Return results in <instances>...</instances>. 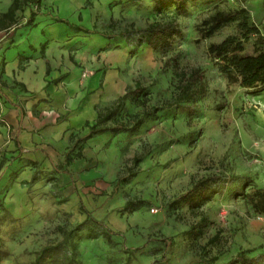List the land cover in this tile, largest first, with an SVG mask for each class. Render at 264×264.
<instances>
[{
    "label": "rangeland",
    "instance_id": "374dc122",
    "mask_svg": "<svg viewBox=\"0 0 264 264\" xmlns=\"http://www.w3.org/2000/svg\"><path fill=\"white\" fill-rule=\"evenodd\" d=\"M241 5L264 25L260 0H197L185 13L173 7L156 12L152 0H32L16 11L18 25L33 8L47 18L61 16L99 31L115 22V33L130 24L176 18L183 35L170 47L143 45L135 54L120 36L107 40L78 31L64 40L75 42L61 59L57 52L52 58L61 60L62 68L75 65L79 85L87 93L89 85L97 87L96 110H106L141 84L142 90L129 94L115 119L105 125L131 126L137 118L143 120L131 133L103 132L75 146L86 126L46 132L42 143L30 150L35 160L22 156L24 152L4 157L0 200L10 216L1 220L0 208L6 252L0 264H30L39 249L62 240L63 229L69 231L86 219L81 203L115 233V243L109 244L101 235L88 237L86 229L74 231L69 245H76L82 264H205L201 259L211 257L227 263L240 251L255 259L252 264H264V216L254 215L244 198L233 196L246 179L264 185V91L228 85L208 55L209 44L232 34L235 23L199 44L194 41L195 26L214 7ZM4 6L0 1V8ZM12 38L0 31L2 47ZM22 43L27 46L28 39ZM23 49L18 58L25 61ZM197 68L204 73L208 92L197 98L194 109H160L175 100L181 76ZM79 91L71 98L80 97ZM147 111L151 113L145 116ZM78 151L82 157L74 156L66 165L65 154ZM135 156L142 159L135 163ZM133 171L140 172L129 178ZM219 174L238 178L219 185L195 210L179 199L194 182ZM201 217L207 221L201 223ZM216 235L218 241L211 243ZM125 248H138L129 262Z\"/></svg>",
    "mask_w": 264,
    "mask_h": 264
},
{
    "label": "trees",
    "instance_id": "16d2710c",
    "mask_svg": "<svg viewBox=\"0 0 264 264\" xmlns=\"http://www.w3.org/2000/svg\"><path fill=\"white\" fill-rule=\"evenodd\" d=\"M31 1L32 0H12L7 11L0 12V29L5 28L7 24L12 25L17 22L16 11L22 10L23 7ZM195 1L197 0H152V4L156 12H161L166 8L173 7L176 12L185 13L188 10L189 3ZM240 1L243 2L244 0ZM260 1L264 9V0ZM37 14L38 11L30 8L26 25H33ZM50 16L56 22L66 24L75 32L82 31L89 35L99 34L107 40H112L120 36L130 48V54H135L143 45L152 47L153 49L170 47L176 36L181 37L183 35V31L176 18H161L154 20L146 26L130 24L128 27L115 33V22L109 24V29L99 31L96 28H89L84 24L72 22L61 16ZM232 23H235L234 32L227 35L219 42H211L208 46V55L214 61L220 73L226 78L228 85H237L250 89L254 93H261L264 91V25L253 19L246 6L241 5L230 10H222L214 7V10L204 16L201 22L195 26L197 37L194 41L199 44ZM44 46L45 44L42 45V47ZM181 80L178 87L179 93L175 100L167 102L165 105L161 106L160 109L182 107L191 112L194 109L193 104L197 98L206 95L208 92V85L204 80V73L199 68L191 71L189 75L183 74ZM141 90V84L137 82L135 89L128 90L119 98V101L104 111L98 110L96 121L92 124L86 123L85 126L88 128L87 132L76 139L74 146L76 143L86 141L103 132L117 133L120 131H128L131 133L135 126L142 122L143 117L137 118L136 122L131 126L123 122L114 123V125H105V123L111 119H115L117 112L122 106V102L129 97V94H136ZM157 109L159 108H152L153 111ZM150 113V111H147L145 116ZM74 156L81 158L82 152L78 151L75 155H71L70 152H67L65 154V164L69 165L75 158ZM141 159L140 156H135L133 160L137 163ZM30 162L33 163V161ZM1 166L2 164H0V169ZM139 172L140 171L130 172L128 177H135ZM237 178L238 177L235 175L225 174L203 177L194 182L191 188L179 196V199L185 201L191 210H195L203 201L207 200L211 194H216L218 192L219 185H228L233 183ZM233 196L236 198H244L251 207L254 215L264 216V185L260 186L251 182L250 179H246L239 189L234 191ZM80 206L86 214V219L72 227L69 231L63 229V239L53 244H47L39 249L36 252L35 259L30 264H47V262H52L54 264H82L81 260L78 258L76 245H69V237L76 230L86 229V235L88 237H97L101 235L109 244L115 243L113 238L115 234L114 231L104 221L97 219L82 203ZM125 206H128V202ZM0 208L3 211L1 220L8 218L10 212L7 207H5L2 200H0ZM206 221V217H201V223H205ZM218 239L219 236L216 235L210 242L215 243ZM3 246L4 242L0 236V256L6 255ZM137 249L138 248H125L127 262L131 261ZM217 259V257H211L209 259L202 258L201 261L205 264H252L255 260L248 257L244 251L238 252L236 257L227 263H217Z\"/></svg>",
    "mask_w": 264,
    "mask_h": 264
},
{
    "label": "crops",
    "instance_id": "0c3cea01",
    "mask_svg": "<svg viewBox=\"0 0 264 264\" xmlns=\"http://www.w3.org/2000/svg\"><path fill=\"white\" fill-rule=\"evenodd\" d=\"M0 1L5 4L0 12L7 11L12 0ZM26 21L23 25L15 22L0 29L13 36L10 39L13 42L3 47L0 39V164L5 156L21 152L28 160H35L29 157L30 150L42 143L44 133L82 128L87 122L96 121L98 116L95 109L99 101L97 87L89 85L91 93H87L84 85L82 88L79 85L75 65L62 68L61 60L52 58L57 56L56 52L60 59L67 54L69 44L75 41L73 38L64 40L75 31L42 14L35 16L33 25H26ZM20 25L22 27L18 28ZM19 30L21 42L16 39ZM23 39H28L27 46L22 43ZM8 46L12 47L6 49ZM25 47L22 54L27 59L24 61L18 58V50ZM77 88L83 94L77 99L71 98Z\"/></svg>",
    "mask_w": 264,
    "mask_h": 264
}]
</instances>
